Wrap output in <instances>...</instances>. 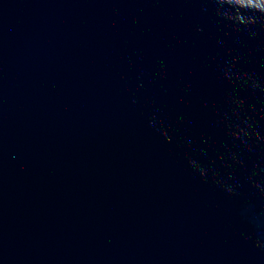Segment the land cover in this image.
Wrapping results in <instances>:
<instances>
[{
  "label": "water",
  "instance_id": "95a60500",
  "mask_svg": "<svg viewBox=\"0 0 264 264\" xmlns=\"http://www.w3.org/2000/svg\"><path fill=\"white\" fill-rule=\"evenodd\" d=\"M0 264H264V0H0Z\"/></svg>",
  "mask_w": 264,
  "mask_h": 264
}]
</instances>
